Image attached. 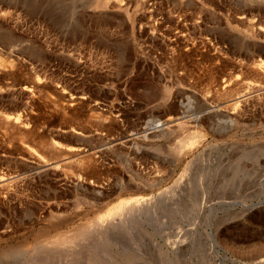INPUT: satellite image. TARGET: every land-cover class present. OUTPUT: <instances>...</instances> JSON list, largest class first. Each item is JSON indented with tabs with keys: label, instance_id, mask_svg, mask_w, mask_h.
Instances as JSON below:
<instances>
[{
	"label": "rangeland",
	"instance_id": "obj_1",
	"mask_svg": "<svg viewBox=\"0 0 264 264\" xmlns=\"http://www.w3.org/2000/svg\"><path fill=\"white\" fill-rule=\"evenodd\" d=\"M0 59V264H264V0H0Z\"/></svg>",
	"mask_w": 264,
	"mask_h": 264
},
{
	"label": "bare ground",
	"instance_id": "obj_2",
	"mask_svg": "<svg viewBox=\"0 0 264 264\" xmlns=\"http://www.w3.org/2000/svg\"><path fill=\"white\" fill-rule=\"evenodd\" d=\"M120 1H121V0H120ZM117 2H119V0H117ZM0 60H1V59H0ZM121 207H123L122 204H119V205L117 206L116 209H121ZM123 209H124V208H123ZM135 209H136V208H135ZM110 213H112V211H111ZM110 215H111V214H110ZM105 218H107V217H105ZM105 220H106V219H105ZM75 229H76V227H75ZM76 230H77V229H76ZM79 230H80V228H79ZM79 230H78V232H80V231L82 232V229H81L80 231H79ZM72 231L75 232L74 228H73V230H71V232H72ZM69 234L71 235L72 233H69ZM75 234H76V232H75ZM75 234H72V235L74 236ZM70 235H68V236H70ZM76 235H77V234H76ZM57 236H58V235H57ZM58 237H59V236H58ZM61 237H64V235H63V236H60V239H61ZM71 238H72V237H71ZM57 239L60 240L59 238H57ZM57 239H56V240H57ZM58 240H57V241H58ZM62 242H63V241H62Z\"/></svg>",
	"mask_w": 264,
	"mask_h": 264
}]
</instances>
